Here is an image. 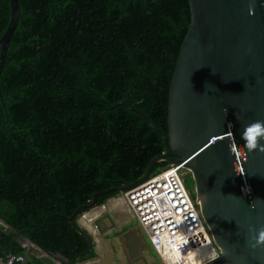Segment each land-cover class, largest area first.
Masks as SVG:
<instances>
[{"label":"trees","instance_id":"obj_1","mask_svg":"<svg viewBox=\"0 0 264 264\" xmlns=\"http://www.w3.org/2000/svg\"><path fill=\"white\" fill-rule=\"evenodd\" d=\"M0 73V254L25 264L97 257L78 219L94 192L139 179L164 150L189 0H19ZM0 0V36L10 20ZM115 105V106H112ZM158 162L153 174L167 167ZM185 186L195 198L191 173ZM120 194L98 196V205ZM31 240L37 247L27 243ZM46 255L41 257L39 254Z\"/></svg>","mask_w":264,"mask_h":264},{"label":"water","instance_id":"obj_2","mask_svg":"<svg viewBox=\"0 0 264 264\" xmlns=\"http://www.w3.org/2000/svg\"><path fill=\"white\" fill-rule=\"evenodd\" d=\"M189 4L190 23L170 84L168 133L128 96L115 104L142 115L160 133L163 152L139 179L94 192L69 219L99 206L101 194H125L145 182L165 161L182 165L193 177L195 199L219 249V256L204 264H264V0ZM10 7L0 36V73L19 21V0H10ZM95 225L105 232L115 221L104 213ZM121 235L131 259L150 248L137 226Z\"/></svg>","mask_w":264,"mask_h":264},{"label":"built area","instance_id":"obj_3","mask_svg":"<svg viewBox=\"0 0 264 264\" xmlns=\"http://www.w3.org/2000/svg\"><path fill=\"white\" fill-rule=\"evenodd\" d=\"M187 173L182 165H168L124 194L161 264H204L219 256L198 201L185 186ZM25 260L21 253L0 254V264Z\"/></svg>","mask_w":264,"mask_h":264},{"label":"crops","instance_id":"obj_4","mask_svg":"<svg viewBox=\"0 0 264 264\" xmlns=\"http://www.w3.org/2000/svg\"><path fill=\"white\" fill-rule=\"evenodd\" d=\"M121 194V193H120ZM118 194L117 196H113L111 198H109L104 204L97 206L96 208L87 210L85 212H83V214L80 215L78 221L79 223L85 227L86 229H88V231L93 235L95 243H96V250H97V257L92 258V259H88L86 261H82V262H78L76 264H96V263H100V264H109V262L100 254H99V243H105V241L107 239H110L108 237L109 232L111 231V229L105 231V232H101L97 229L96 225H95V220L101 216L104 213H109L112 218L114 219L115 223L117 224V222H121V212L126 210V202H125V197L122 195ZM129 207V206H128ZM117 214L118 216L115 217L114 215ZM120 218V219H119ZM126 219L122 220L120 225H125L126 223ZM115 226V225H114ZM123 229V227H122ZM125 229V228H124ZM106 235V236H105ZM153 248V247H152ZM145 250V251H144ZM149 252H151L150 249H148ZM146 253V249H143L141 252V255H143L144 252ZM155 251V250H154ZM127 253V251H126ZM157 254V253H156ZM41 257L45 256L46 254L44 252H41L39 254ZM145 255V254H144ZM148 255V260L147 263L148 264H161V260L159 258V256L157 255V258L152 256L151 253L147 254ZM128 256V254H127ZM129 258V256H128ZM132 260L131 258H129L128 261ZM57 264H70V263H63L60 260L56 261ZM126 262V261H124Z\"/></svg>","mask_w":264,"mask_h":264},{"label":"rangeland","instance_id":"obj_5","mask_svg":"<svg viewBox=\"0 0 264 264\" xmlns=\"http://www.w3.org/2000/svg\"><path fill=\"white\" fill-rule=\"evenodd\" d=\"M189 173V172H188ZM122 195V197L124 196V194H120ZM125 197V196H124ZM126 202V200H125ZM126 210L121 212V219L120 221L122 222V220L126 219V223L125 225H120L121 222H117V224L115 223V226L111 229V231L109 232L108 237L110 239H107L105 241V243H99V254L100 257L101 255L109 262V264H148L147 260H148V255L149 253L152 254V256L157 258V254L154 251V249L152 248L151 243L149 242L150 248H146V253L144 252L143 255H140L130 261L127 253H126V248L124 246V240L120 234V232L125 228V230L129 227H133V226H139L137 219L134 217L132 211L130 210V208L128 207L129 205L126 202ZM115 214V213H114ZM115 217H117L118 215L115 214ZM123 227V229H122ZM106 236V235H105ZM146 238V237H145ZM148 240V238H146ZM149 241V240H148ZM151 250V252H149V250ZM145 254V255H144ZM126 261V262H124Z\"/></svg>","mask_w":264,"mask_h":264},{"label":"flooded vegetation","instance_id":"obj_6","mask_svg":"<svg viewBox=\"0 0 264 264\" xmlns=\"http://www.w3.org/2000/svg\"><path fill=\"white\" fill-rule=\"evenodd\" d=\"M137 227H139L140 228V226H137ZM141 229V228H140ZM125 229H123L121 232H120V234H122V232L124 231ZM122 236V235H121ZM123 238V237H122ZM127 251V250H126Z\"/></svg>","mask_w":264,"mask_h":264}]
</instances>
